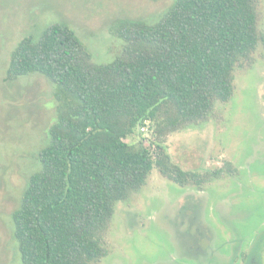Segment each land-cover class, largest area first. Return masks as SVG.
Listing matches in <instances>:
<instances>
[{
	"label": "trees",
	"instance_id": "16d2710c",
	"mask_svg": "<svg viewBox=\"0 0 264 264\" xmlns=\"http://www.w3.org/2000/svg\"><path fill=\"white\" fill-rule=\"evenodd\" d=\"M262 0H174L155 22L121 19L125 45L93 61L63 21L30 31L10 53L6 81L40 73L61 108L13 212L20 264H94L109 255L117 204L141 190L156 166L163 177L202 190L240 170L225 161L185 169L168 137L209 121L236 92V73L264 45ZM150 136H145V130ZM148 142V144L145 143Z\"/></svg>",
	"mask_w": 264,
	"mask_h": 264
},
{
	"label": "rangeland",
	"instance_id": "374dc122",
	"mask_svg": "<svg viewBox=\"0 0 264 264\" xmlns=\"http://www.w3.org/2000/svg\"><path fill=\"white\" fill-rule=\"evenodd\" d=\"M174 0H0V264H20L13 212L21 205L39 151L61 100L44 75L6 81L10 53L24 34L68 22L92 59L107 63L122 52L121 19L157 21ZM264 33V0L260 6ZM235 96L214 116L168 137L185 169L233 163L240 173L200 190L165 178L155 166L147 184L117 204L107 246L94 264H264V45L236 73ZM145 130V136H150ZM148 144L147 141H145Z\"/></svg>",
	"mask_w": 264,
	"mask_h": 264
},
{
	"label": "built area",
	"instance_id": "2783aa9c",
	"mask_svg": "<svg viewBox=\"0 0 264 264\" xmlns=\"http://www.w3.org/2000/svg\"><path fill=\"white\" fill-rule=\"evenodd\" d=\"M143 130H146V127H144Z\"/></svg>",
	"mask_w": 264,
	"mask_h": 264
}]
</instances>
